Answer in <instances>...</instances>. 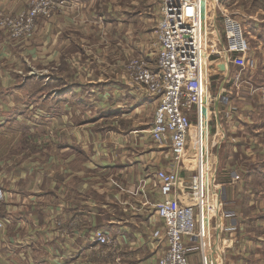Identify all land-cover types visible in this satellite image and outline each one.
I'll return each mask as SVG.
<instances>
[{"label": "crops", "instance_id": "0c3cea01", "mask_svg": "<svg viewBox=\"0 0 264 264\" xmlns=\"http://www.w3.org/2000/svg\"><path fill=\"white\" fill-rule=\"evenodd\" d=\"M29 1L0 0V11L15 15ZM99 1L65 0L30 40L0 31V99L18 101L14 118L0 120V144H11L0 160L15 156V171L0 166V264H158L166 248L154 238L165 224L156 172L172 163L150 134L158 102L123 69L133 56L156 67V35L141 10L135 28L127 8ZM238 60L210 59L209 117L217 124L209 144L227 162L217 171L225 231L215 258L264 264V60L252 71ZM46 110L56 119L38 116ZM10 125L20 129L15 151ZM186 170L184 161L183 182L194 174ZM97 231L115 239L117 252L99 255ZM186 244L189 264H202L198 243Z\"/></svg>", "mask_w": 264, "mask_h": 264}, {"label": "built area", "instance_id": "2783aa9c", "mask_svg": "<svg viewBox=\"0 0 264 264\" xmlns=\"http://www.w3.org/2000/svg\"><path fill=\"white\" fill-rule=\"evenodd\" d=\"M65 0H30L27 8L15 15L0 11V31L12 40L31 39L38 19H49ZM161 21L156 30V67L135 58L125 65L128 77L137 89L155 97L157 108L150 134L155 143L170 149L172 163L156 172L164 200L157 205V216L165 224L154 238L166 248L158 264H189L186 239L196 241L202 264H217L220 235L225 231L223 187L214 179L215 160L210 136V59L226 53L243 60V68L255 67L248 56L250 42L242 24L225 15L224 39L215 35L206 45L202 0H159ZM225 40V46L220 44ZM193 118L196 125L193 124ZM197 136V167L186 182L180 169L188 154L190 133ZM215 146V145H213ZM216 173V171H215ZM180 193L177 194V190ZM187 200H183V197ZM5 222L0 219V228ZM95 242L99 255L117 252L115 239L97 231ZM161 245V246H162Z\"/></svg>", "mask_w": 264, "mask_h": 264}, {"label": "rangeland", "instance_id": "374dc122", "mask_svg": "<svg viewBox=\"0 0 264 264\" xmlns=\"http://www.w3.org/2000/svg\"><path fill=\"white\" fill-rule=\"evenodd\" d=\"M99 2L103 3V0H100ZM108 3H109V6L113 8V10H114V6L112 4H115L117 9L120 7L127 8L128 10H126V11L128 13L129 12L131 13L129 20L131 21L132 26H134L135 28L139 25L138 12L141 10L142 15H144V17H142V18H144V20L147 22L146 27H147L148 31H150L152 34L154 33L156 35V30L159 26V22L161 21V9H160L159 0H114L113 2L110 0V1H108ZM27 6H28V4H27ZM27 6L25 8H27ZM59 8L60 7L57 6L54 9L53 15L51 18H49V19L39 18L37 20L38 21L37 26H38L39 22H41L43 20H48V21L51 20L56 15ZM263 11H264V0H202V15H203V20H204V24H205L204 25V37H205L206 45L209 46V44H211L212 40L215 39V35L220 34L221 37L224 39L225 15H228V16L232 15L236 20H238L242 24L244 31H245V34H246V37L248 38V40L250 42V51L248 53V56L251 59H254L256 61L255 67H252V68L249 67L248 69L250 71L256 70L258 68L257 66L259 64V61H262V59L264 60V43H261V41L264 42V37H262L263 36L262 34H264V14H263L264 12ZM115 14L117 15V12ZM256 18L258 21L262 22L260 28L257 27L259 25H258V23H256L257 22ZM258 30H259V32H258ZM35 34H36V32H35ZM8 36L10 37L9 34H8ZM10 39L12 40L11 37H10ZM27 40H30V38ZM21 41H25V40H21ZM21 41H18V42H21ZM225 44L226 43L222 40V47H224ZM155 54H156V51H155ZM135 58H141V59L148 61L145 57L133 56L132 58L129 59L128 62H130L132 59H135ZM235 61H236V59H235ZM238 61L241 62L242 59L238 60ZM128 62L123 64V69L127 75H128V72L126 70L125 65H127ZM149 65L152 66L151 63H149ZM260 70H264L262 66L260 67ZM210 81L211 80L209 79L208 84H207L208 91L210 90V87H211ZM217 83H218V81H217ZM3 87L5 89H7V92H10L13 89V88H11L10 84L4 85ZM213 90L216 93L217 87H215V85H213ZM5 93H6V90L4 91V94ZM6 95H8V94H6ZM22 96H18L17 99L18 100L21 98L23 100L27 99V96H24V95H22ZM227 97H228V95L225 96V98H227ZM19 102H21V101H19ZM15 103H16V105H18V101H15V98L12 101L8 100L6 96H4L0 99V106H5V108L6 107L9 108V110L0 113V120H7V119L14 118L15 114L12 113L10 105L11 104L15 105ZM0 109H1V107H0ZM38 116L47 117V118L54 117L56 119L57 113H54L53 111L46 110L45 114L40 113ZM42 117H38V118H40L41 121H44L43 119H41ZM22 119H25V118L23 117ZM193 124H194V126L197 124L194 118H193ZM216 124H217L216 119L213 118V120H211V122H210V127H212V129L210 128V136H212V134H214L216 132ZM223 125H224V123H223ZM6 130H7L6 133H8V134L12 133V132L15 133L13 138H11L14 141V146L12 147V149H14V151H15V137L18 135V130H20V129L15 128V127H11V125H10V126L5 128V131ZM38 131H40L41 135H46V133L47 134L51 133L50 130H48V129L46 130L43 128H39ZM20 133H22V131H20ZM24 143L25 144H23L22 146H23V148L27 149L29 147L28 144H30V142H26V140H25ZM9 146H7L6 148H9ZM2 147H4V146L2 144H0V148H2ZM6 148H2V150L5 149L7 151ZM211 148H212V150L214 149L213 147H211ZM149 151H150V149H149ZM149 154H150V152H149ZM215 155H216V153L213 152V159L215 160L214 179H215V182L218 184L219 178H220V176L217 173L218 167H221V166L225 167L227 162L225 159L221 158V160H220L221 166H220L219 165L220 161H218V157H216ZM164 157H165V161L172 162L171 153L169 152V148H166V147L164 148ZM197 157H198L197 136H196V132L194 130H192L190 133V140H189V144H188V154H187V157L185 160V162L187 163V170L186 171H188V174H190V175L196 171ZM219 158H220V156H219ZM14 159H15V156L12 158V160H10L8 162L0 160V166L6 164L10 167V169L12 171H15V160ZM4 168H7V166H5ZM215 171H216V173H215Z\"/></svg>", "mask_w": 264, "mask_h": 264}]
</instances>
